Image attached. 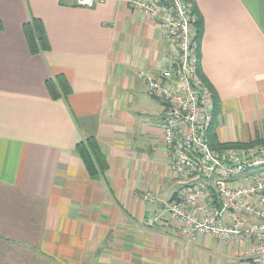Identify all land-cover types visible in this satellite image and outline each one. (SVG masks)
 I'll list each match as a JSON object with an SVG mask.
<instances>
[{"label": "crops", "instance_id": "crops-1", "mask_svg": "<svg viewBox=\"0 0 264 264\" xmlns=\"http://www.w3.org/2000/svg\"><path fill=\"white\" fill-rule=\"evenodd\" d=\"M192 8L198 76L215 109L209 135L256 143L264 0H192ZM35 23L48 41L36 54L25 31ZM170 53L159 25L125 1L0 0V264H235L246 244L192 239L169 219L180 186L161 102L139 73L170 67ZM90 138L108 165L97 179L76 149Z\"/></svg>", "mask_w": 264, "mask_h": 264}, {"label": "built area", "instance_id": "built-area-1", "mask_svg": "<svg viewBox=\"0 0 264 264\" xmlns=\"http://www.w3.org/2000/svg\"><path fill=\"white\" fill-rule=\"evenodd\" d=\"M107 0H76L94 8ZM142 11L171 44L170 67L141 71L150 97L162 105L163 138L180 186L168 204L182 235L213 236L236 249L235 264H264V143L213 149L214 107L198 76L197 18L192 0H117ZM146 199H149L148 196Z\"/></svg>", "mask_w": 264, "mask_h": 264}, {"label": "trees", "instance_id": "trees-1", "mask_svg": "<svg viewBox=\"0 0 264 264\" xmlns=\"http://www.w3.org/2000/svg\"><path fill=\"white\" fill-rule=\"evenodd\" d=\"M25 31L27 34V39L29 41V46L31 49V52L34 54L47 51L48 50V41L46 34L39 24H36L34 26H31L30 24L25 25ZM59 85L61 86L60 91L62 93H68L69 88L67 85V82L63 77L58 78ZM49 88L51 89V92L53 93V96L57 97L59 94L57 93L56 89H54L49 85ZM58 94V95H57ZM210 139V138H209ZM214 142V140H212ZM257 143H264V138L257 140ZM216 143V142H215ZM217 144V143H216ZM212 145V144H211ZM221 149L229 148V147H244V146H252V144L249 145H241V144H232V145H221L217 144L214 145L216 147H219ZM213 147V146H212ZM77 153L81 157L85 168L89 174V176L93 179L99 178V176L103 175L106 170L108 169V165L106 163V159L104 157V154L95 138H90L86 141H82L77 145ZM218 150V148H213Z\"/></svg>", "mask_w": 264, "mask_h": 264}, {"label": "rangeland", "instance_id": "rangeland-1", "mask_svg": "<svg viewBox=\"0 0 264 264\" xmlns=\"http://www.w3.org/2000/svg\"><path fill=\"white\" fill-rule=\"evenodd\" d=\"M195 54H196V56H197V39H196V50H195ZM214 110H215V109H214ZM213 117H214V115H213ZM209 137H210V135H209ZM213 140H214V139H213ZM209 142H210V144H212V145H211V147L213 146L212 148H218V149H221L219 145H218L219 147L214 146V145H217V144H219V143L216 142V143H217V144H216L215 141L213 142L211 137H210V139H209ZM257 142H258V141H256V143L254 142L253 145H254V144H257ZM171 171H172V170H171ZM172 172H173V171H172ZM173 175L175 176L174 172H173ZM175 178H176V180H178L176 176H175ZM177 183H178V181H177Z\"/></svg>", "mask_w": 264, "mask_h": 264}]
</instances>
